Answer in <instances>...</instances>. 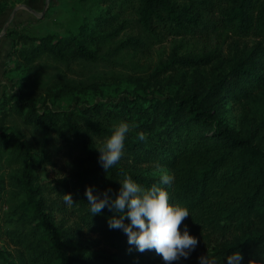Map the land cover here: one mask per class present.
<instances>
[{
    "label": "trees",
    "instance_id": "1",
    "mask_svg": "<svg viewBox=\"0 0 264 264\" xmlns=\"http://www.w3.org/2000/svg\"><path fill=\"white\" fill-rule=\"evenodd\" d=\"M14 1L0 0V12ZM91 1L103 6V14L94 17L93 24L80 25L77 33L15 36L26 44L18 51L22 98L0 97V230L14 253L0 251V264H120L104 256L77 255L97 241L67 239L46 212L45 207L53 206L129 263L165 264L154 249L140 252L127 243L122 230L110 229L107 218L112 212L107 207L90 217L85 196L86 187L114 195L125 176L144 188L151 186V180L132 170L135 163L149 161L169 168L173 179L160 186L170 203L188 209L178 228L186 225L197 238L186 258L169 264H200L201 256L210 264H228L225 257L237 251L241 264H256L264 256V145L222 123L216 107L229 100L240 109L241 120L250 110L264 133V0ZM128 18L143 30L145 41L179 37L175 57L163 65L172 69L173 63L207 66L209 54L179 56L177 47L193 45L218 28L255 41L226 73L196 90L152 98L145 107L134 97L81 112L38 110L34 98L39 95L88 89L123 74L110 63L127 44L111 47L106 36L109 29L127 27ZM99 28L105 29L98 34ZM131 56L127 60L136 64ZM121 120L134 127L122 157L105 172L98 163L97 140L103 141ZM138 132L144 140L138 139ZM59 150L70 172L48 184L37 171L52 164ZM64 193L74 201L67 208L57 206L56 198Z\"/></svg>",
    "mask_w": 264,
    "mask_h": 264
},
{
    "label": "rangeland",
    "instance_id": "2",
    "mask_svg": "<svg viewBox=\"0 0 264 264\" xmlns=\"http://www.w3.org/2000/svg\"><path fill=\"white\" fill-rule=\"evenodd\" d=\"M25 6L30 7L34 13ZM16 7L18 8L13 13ZM102 11L103 6L91 0H16L9 4L0 12V97L9 95L15 99L22 98L23 66L19 64L18 51L26 44L22 43V40H17L16 35L39 37L47 34L77 33L80 25L88 24L87 22L93 24L94 17L103 14ZM128 19L130 24L128 23L127 27L109 29L106 36L111 42V47H123L127 44L128 51L119 49L118 60L110 63L113 69L123 73L121 76L99 81L96 86L88 89L71 88L39 95L34 98L37 109L81 112L89 106L106 105L125 98L134 99V97H139V105L145 107L152 98L180 94L188 89L196 90L199 86L214 80L219 74L226 73L235 60L245 57L255 41L251 36H241L218 28L210 36L192 43L193 45L177 47L179 56L194 53L209 54L212 58L207 66L189 68L173 63L172 69V66L168 68L163 65L174 55V46L180 43L179 37L169 36L158 43L145 41L143 30L135 24V20ZM103 29L105 28H99L97 33L102 32ZM139 41L143 44H138ZM130 54H133L131 57H134L136 64H131L127 60ZM239 111L236 104L233 105L226 99L216 107L217 118L222 123L241 135L249 136L253 142L264 145V133L257 125L254 113L247 109L246 116L241 120ZM101 142L97 140L98 144ZM52 161V164L37 171V175L48 184L62 180L70 172L69 164L62 151L59 150ZM161 169L166 170L171 176L169 168L161 162L135 163L132 170L151 180L153 184L159 183ZM52 197V195L49 196L51 199ZM56 200L57 206L61 207L65 204L63 197H57ZM64 207H69V204H65ZM45 208L54 224L67 239L80 242L97 241L92 248L77 251V255L104 256L112 262L131 264L124 260L115 248L102 244L96 234L85 229H77L73 218L67 212L56 209L54 206ZM0 251L14 253V248L8 243L1 230ZM256 264H264V256H261Z\"/></svg>",
    "mask_w": 264,
    "mask_h": 264
},
{
    "label": "clouds",
    "instance_id": "3",
    "mask_svg": "<svg viewBox=\"0 0 264 264\" xmlns=\"http://www.w3.org/2000/svg\"><path fill=\"white\" fill-rule=\"evenodd\" d=\"M134 125L127 121L115 123L110 133L96 148L98 163L105 172L116 164L123 155L125 139ZM139 140H144L142 132L137 133ZM172 176L161 169L159 183H153L144 188L130 176L119 180V190L110 195V190L94 193L90 187L85 188L88 212L90 217L100 214L107 207L112 215L107 218L110 229H120L127 237L129 245H135L136 250L143 252L154 249L165 264L186 258L195 248L197 238L189 234L186 225L179 227L183 219L189 216L188 209L179 204L169 202L168 192L161 184H169ZM63 202L73 204L72 195L64 193ZM200 264H210L206 256H201ZM228 264H241L240 251L225 257ZM250 264V261H248Z\"/></svg>",
    "mask_w": 264,
    "mask_h": 264
},
{
    "label": "water",
    "instance_id": "4",
    "mask_svg": "<svg viewBox=\"0 0 264 264\" xmlns=\"http://www.w3.org/2000/svg\"><path fill=\"white\" fill-rule=\"evenodd\" d=\"M28 10H30L32 13H34V11L30 8V7H28V6H25ZM17 8L18 7H16V8H14V10H13V13L17 10Z\"/></svg>",
    "mask_w": 264,
    "mask_h": 264
}]
</instances>
